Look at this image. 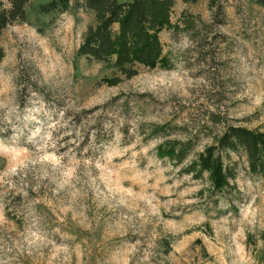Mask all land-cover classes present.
<instances>
[{"label": "rangeland", "instance_id": "374dc122", "mask_svg": "<svg viewBox=\"0 0 264 264\" xmlns=\"http://www.w3.org/2000/svg\"><path fill=\"white\" fill-rule=\"evenodd\" d=\"M48 1L0 38V264H264V175L243 150L223 191L190 169L231 126L264 133V7L177 1L166 64L129 76L77 55L85 0Z\"/></svg>", "mask_w": 264, "mask_h": 264}, {"label": "trees", "instance_id": "16d2710c", "mask_svg": "<svg viewBox=\"0 0 264 264\" xmlns=\"http://www.w3.org/2000/svg\"><path fill=\"white\" fill-rule=\"evenodd\" d=\"M177 1L197 3L198 0H132L120 3L118 0H85V6L93 11L97 24L90 28L78 50V56L90 61H114V66L133 75L127 66L142 64L154 67L166 64L160 30L171 27V12ZM72 0H51L39 6L43 14L64 13L70 9ZM31 0L0 1V38L9 26L17 21L27 20V7ZM264 7V0H255ZM118 25V30L115 26ZM5 56L0 46V65ZM160 147L158 156L183 163L189 152L188 147H179L175 142ZM243 150L249 159V168L254 174L264 175V133L248 128L231 126L219 138L217 146L206 148L199 160L192 162L190 169L202 176L210 173L211 183L216 192L230 186L229 172L224 166L220 151Z\"/></svg>", "mask_w": 264, "mask_h": 264}]
</instances>
